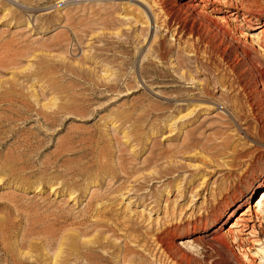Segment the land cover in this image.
Masks as SVG:
<instances>
[{
  "label": "rangeland",
  "instance_id": "obj_1",
  "mask_svg": "<svg viewBox=\"0 0 264 264\" xmlns=\"http://www.w3.org/2000/svg\"><path fill=\"white\" fill-rule=\"evenodd\" d=\"M147 3L0 0V264H264V0Z\"/></svg>",
  "mask_w": 264,
  "mask_h": 264
},
{
  "label": "bare ground",
  "instance_id": "obj_2",
  "mask_svg": "<svg viewBox=\"0 0 264 264\" xmlns=\"http://www.w3.org/2000/svg\"><path fill=\"white\" fill-rule=\"evenodd\" d=\"M167 1L168 0H154V4L147 3V5H144V6H146L145 7L146 8L145 9L146 10V14L147 13L149 14V10H152V8L154 6H158V9L160 10V12L163 14L164 17H166L165 23L167 24V26L169 28L170 27L169 20L172 17V9L167 6ZM173 1H174V3L172 5L174 6V8L177 7L178 10H182L183 8L184 9H187V10L189 9V11L190 10H197L198 9L197 8V4L195 3V1H197V0H184V3H181V1H179V0H173ZM211 1H213V3H216L218 5H222V6H227V7L233 6V7H237L236 10L233 11V12H231V15H230V16H232V15L235 16V18L237 16V14L239 13V8L238 7L239 6H242V4L244 2V0H211ZM152 12H154V11H152ZM197 12H198L197 15H199V16H201V15L204 14L203 13V10H201V11L200 10H197ZM154 14H155V12H154ZM203 16L206 18V20L208 21V23L209 22H211V23H218L216 19H214V18H212V17H210V16H208L206 14H204ZM156 17H157V14H156ZM215 17L216 18H219L217 16H215ZM257 19H259V18H257ZM248 21H251V19L248 20ZM156 23H157L156 32H158V29H160V25L158 24V20L157 19H156ZM211 23H210V25H211ZM177 25L178 26H177L176 30H178V32H183L185 30V27L181 24V21L177 22ZM259 25H261L260 27H263L262 30L259 32V36L262 39H264V22L263 23L260 22ZM215 27H217V24L215 25ZM122 32L123 31H122V28H121V29H119L115 33L117 35H121ZM225 33H227V35H230L226 31H225ZM239 33H242V32L239 31ZM147 37H148V35H146L143 38V40L140 41V44H143L146 41ZM262 49L264 51V48H262ZM158 56L161 59H163V60L166 59L165 56H164V54H163L162 48H160L158 50ZM247 59H248L247 62L249 64L255 65L256 62L253 61V60H251L252 58L251 59L250 58H247ZM229 68L234 73V75H235L236 78L239 77L240 74H239L238 69H237V66L235 64L229 65ZM259 72H260L261 81L264 83V69L260 70ZM167 73H168V71L166 72V74ZM191 73H193V72H190L189 73V75H188L189 78L188 79H192L193 80V79H195V77ZM182 76H184V74H182ZM242 89L243 90H246V85H242ZM262 176H263V178H262L263 179L262 184L259 185V186H257L256 188H253V191L251 192V194H252V193H254L257 190V192H256L257 193V195H256L257 197L255 199V202L254 203L253 202L252 203L251 202H247L246 207L243 208V210H241L239 212L238 216H236V218L231 221L230 226L226 228L225 234H224L225 236L233 237V236H235L234 235L235 232L237 233V232L244 231V230H250V232H248V233H253V231L255 230V227H256V223H259L260 224L261 218H264V209H263V207H264V174ZM253 177L257 179V175L256 174H253ZM240 180H243V179L241 178ZM243 200H244V202H246V200H247V198H245V194L243 192H238L237 190H235L234 191V196H233V199H232V203L229 202V201H226V203L224 205V208H223V212L218 217H216L214 219V221L209 226H208V224H206L204 226H201V227L194 226L191 230H189V232L186 234V236L189 237V235H191L193 233H197V232H207V231H210L212 229V227L214 225H216V224H218V226L220 227L219 224L223 220H225V218L227 216H229V214L232 215L233 210H234V207L236 205H239L240 202L243 201ZM213 231H215V229ZM180 237L181 236L174 235L173 238H172L171 244L165 243L164 241H161V244L164 247V251L167 252V253H170L171 247L177 245V239H181ZM128 260L129 259L127 258L126 261H128ZM123 261H125V259ZM53 264H57L56 261Z\"/></svg>",
  "mask_w": 264,
  "mask_h": 264
}]
</instances>
